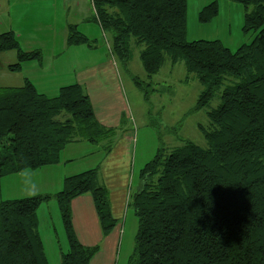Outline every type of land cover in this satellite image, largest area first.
<instances>
[{
    "label": "trees",
    "instance_id": "obj_1",
    "mask_svg": "<svg viewBox=\"0 0 264 264\" xmlns=\"http://www.w3.org/2000/svg\"><path fill=\"white\" fill-rule=\"evenodd\" d=\"M242 4L243 32L253 40L230 51L217 40H186V0H90L93 21L109 33V50L124 64L131 48L148 77L182 61L184 80L201 92L187 115L207 112L199 126L205 146L182 140L168 153L158 149L140 170L132 199L137 232L128 264H264V0H227ZM216 1L199 11L206 23L218 15ZM67 46L90 39L67 26ZM15 52L16 63L41 60L40 50L24 51L12 31L0 34V52ZM136 85L143 88L140 82ZM147 95V93H145ZM115 134L94 116L82 85H64L52 97L25 79L0 87V178L59 162L70 144L110 142ZM96 169L67 176L54 195L0 202V264H48L38 233V207L55 199L68 249L60 264H90L98 246L79 243L70 203L88 194L107 234L115 227L108 191L97 186Z\"/></svg>",
    "mask_w": 264,
    "mask_h": 264
},
{
    "label": "rangeland",
    "instance_id": "obj_2",
    "mask_svg": "<svg viewBox=\"0 0 264 264\" xmlns=\"http://www.w3.org/2000/svg\"><path fill=\"white\" fill-rule=\"evenodd\" d=\"M186 1L187 41L220 40L235 51L253 40L255 31L242 30V4L227 0ZM214 1L218 3V15L206 23L200 22L199 11ZM92 13L90 0H51L50 4L47 0H0V34L12 31L22 50L42 53L40 61H28L20 70L11 71L9 65L17 59L15 52H0V87H18L30 79L40 93L52 97L64 85L78 83L90 96L97 117L99 105L111 106L107 115L110 113L114 122L118 121L112 126L115 134L111 141L70 144L60 153L58 165L60 173L66 169V175L96 169L94 183L107 189L109 208L116 219L113 229L119 230L111 260L128 264L137 232L132 199L140 187V170L158 149L168 153L182 140L205 146L199 126H209L207 112L219 105V94L209 107L187 115L202 88L192 77L184 80L187 74L182 61L171 66L166 60L158 73L148 77L138 58L141 48H131L127 64L119 61L109 50V33L93 21ZM72 24L92 41L89 47L67 46V26ZM14 183L8 186L2 182L0 191L5 193ZM56 190L51 193L47 189L42 195H54ZM37 211L38 233L48 264H60V253L67 251L68 243L55 199L41 204ZM103 240L96 245L99 249L95 258L105 261L110 256Z\"/></svg>",
    "mask_w": 264,
    "mask_h": 264
},
{
    "label": "crops",
    "instance_id": "obj_3",
    "mask_svg": "<svg viewBox=\"0 0 264 264\" xmlns=\"http://www.w3.org/2000/svg\"><path fill=\"white\" fill-rule=\"evenodd\" d=\"M40 1L44 2V0ZM50 1L51 0H47L48 4H50ZM7 67L6 71H8ZM92 107L94 108L95 112V107L93 106V104ZM98 108V117L95 112V117L98 119V121H100V123L104 127L114 129L112 126L116 125L118 121L114 122L115 118L112 119L110 117V113V115H107V111H111V106L99 105ZM67 161L69 162L71 161V159ZM67 161H65L64 163H67ZM58 171L59 165L57 163L55 165L44 166L43 168L35 169L33 171L26 170L19 174H12L11 176L0 178V187L2 185V182H6L8 183V186H10L13 185V181H15L14 186L11 187V189H8V191H5V193L3 191H0V202L1 200L21 199L23 197L42 195L47 189H49L50 192L52 191V189H57L59 191L62 188L61 185L63 180L67 176L79 173L76 172L66 175V169L64 170V173H60V171ZM46 194L48 193H45V195ZM70 209L72 211L71 221L73 222V230L77 236L79 243L87 247H93L97 245L98 241L104 239L103 242H105V250L110 257L106 256L107 260L104 261L102 259H96L95 255L90 264H115V260L113 261L111 260V258L115 255L114 246L117 245L118 242L117 239L119 236V230L115 228L112 229L110 235H103V231H101L100 227V221L98 219L96 209L94 208L93 198L88 194L80 195L79 197H76L71 201ZM108 249L110 251L109 253Z\"/></svg>",
    "mask_w": 264,
    "mask_h": 264
}]
</instances>
